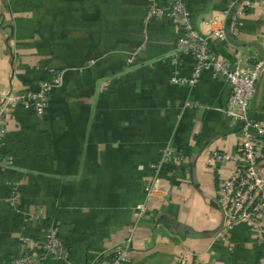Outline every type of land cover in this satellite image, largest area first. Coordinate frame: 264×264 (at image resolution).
<instances>
[{
  "label": "crops",
  "instance_id": "crops-1",
  "mask_svg": "<svg viewBox=\"0 0 264 264\" xmlns=\"http://www.w3.org/2000/svg\"><path fill=\"white\" fill-rule=\"evenodd\" d=\"M154 2L0 0V97L35 89L50 69L64 71L43 116L17 107L8 118L0 264L19 253L20 237L42 241L52 226L69 256L40 264H93L129 240L127 264H176L184 252L201 255V264H257L262 256L256 233L222 234L217 189L231 164L204 165L207 150L237 151L239 126L223 112L230 87L211 72L195 86L174 82L192 76L195 60L185 55L174 66L178 30L147 19ZM230 3L187 0L193 26H223L222 52L239 47L264 60V2L237 20V36ZM249 116L264 123V73ZM170 146L182 159L157 168ZM152 180L158 187L149 197Z\"/></svg>",
  "mask_w": 264,
  "mask_h": 264
},
{
  "label": "built area",
  "instance_id": "built-area-1",
  "mask_svg": "<svg viewBox=\"0 0 264 264\" xmlns=\"http://www.w3.org/2000/svg\"><path fill=\"white\" fill-rule=\"evenodd\" d=\"M264 0H231V35L237 36L236 22L246 12ZM148 20L165 19L178 30V52L172 57L174 66L179 58L191 55L195 60L190 78L175 76L174 82L180 85L195 86L204 72H211L215 78L224 79L230 87V96L223 109L226 117L239 126V141L236 153L230 155L217 150H207L204 158L206 167L231 164V172L221 177L217 189L219 209L223 213L222 234L227 235L237 227H244L256 233L255 245L262 256L257 264H264V123L249 116L251 102L257 84L264 73V60L246 58L239 47H232L231 54L219 49L227 40L225 27L199 31L192 24V13L187 0H155L147 13ZM134 53L130 62L135 59ZM50 78L40 80L35 89L18 94L12 88L0 97V172L10 166V156L3 151L8 137V118L12 109L25 107L36 115L43 116L50 105L54 89L63 84L64 71L50 69ZM182 155L167 147L157 166L180 161ZM157 180L146 185L151 197L157 189ZM18 191L12 189L9 203H18ZM139 219L148 216L146 204L137 206ZM130 240L119 244L98 257L93 264H127L130 253ZM20 251L7 264H40L50 260L67 261L69 249L61 239L56 226L50 227L44 240L20 237ZM199 254L184 252L176 264H201Z\"/></svg>",
  "mask_w": 264,
  "mask_h": 264
}]
</instances>
